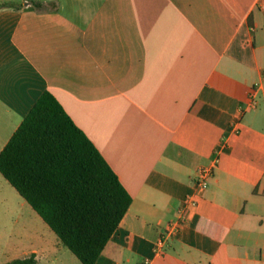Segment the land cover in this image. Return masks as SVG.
I'll return each mask as SVG.
<instances>
[{
  "label": "crops",
  "instance_id": "0c3cea01",
  "mask_svg": "<svg viewBox=\"0 0 264 264\" xmlns=\"http://www.w3.org/2000/svg\"><path fill=\"white\" fill-rule=\"evenodd\" d=\"M46 90L131 197L95 264H264V0H0V150Z\"/></svg>",
  "mask_w": 264,
  "mask_h": 264
},
{
  "label": "trees",
  "instance_id": "16d2710c",
  "mask_svg": "<svg viewBox=\"0 0 264 264\" xmlns=\"http://www.w3.org/2000/svg\"><path fill=\"white\" fill-rule=\"evenodd\" d=\"M0 174L81 264H95L131 203L115 172L47 90L0 150ZM5 264L38 262L29 254Z\"/></svg>",
  "mask_w": 264,
  "mask_h": 264
},
{
  "label": "rangeland",
  "instance_id": "374dc122",
  "mask_svg": "<svg viewBox=\"0 0 264 264\" xmlns=\"http://www.w3.org/2000/svg\"><path fill=\"white\" fill-rule=\"evenodd\" d=\"M40 239L48 242L49 249L39 264H81L63 245L55 248L56 235L0 175V264L23 256Z\"/></svg>",
  "mask_w": 264,
  "mask_h": 264
},
{
  "label": "built area",
  "instance_id": "2783aa9c",
  "mask_svg": "<svg viewBox=\"0 0 264 264\" xmlns=\"http://www.w3.org/2000/svg\"><path fill=\"white\" fill-rule=\"evenodd\" d=\"M212 175V166H201L196 170L194 182L196 186V190L201 191L206 188L208 179ZM189 204H193V202L189 201ZM184 211H181L180 216L171 222H168L165 227V234L171 235L173 233H176L179 230L180 225L184 222Z\"/></svg>",
  "mask_w": 264,
  "mask_h": 264
}]
</instances>
